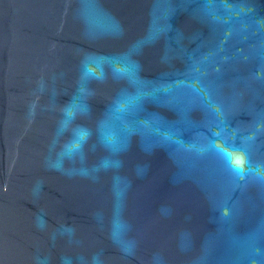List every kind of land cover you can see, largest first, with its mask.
Masks as SVG:
<instances>
[{
	"label": "water",
	"instance_id": "1",
	"mask_svg": "<svg viewBox=\"0 0 264 264\" xmlns=\"http://www.w3.org/2000/svg\"><path fill=\"white\" fill-rule=\"evenodd\" d=\"M0 264H264V0H0Z\"/></svg>",
	"mask_w": 264,
	"mask_h": 264
},
{
	"label": "snow or ice",
	"instance_id": "2",
	"mask_svg": "<svg viewBox=\"0 0 264 264\" xmlns=\"http://www.w3.org/2000/svg\"><path fill=\"white\" fill-rule=\"evenodd\" d=\"M231 158V157H230ZM241 162L240 161H237L236 162V170L237 171H242V167L240 166Z\"/></svg>",
	"mask_w": 264,
	"mask_h": 264
}]
</instances>
